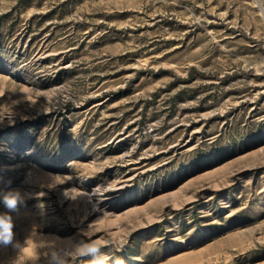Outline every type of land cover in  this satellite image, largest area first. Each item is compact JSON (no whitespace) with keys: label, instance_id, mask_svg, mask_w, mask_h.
Returning <instances> with one entry per match:
<instances>
[{"label":"rangeland","instance_id":"rangeland-1","mask_svg":"<svg viewBox=\"0 0 264 264\" xmlns=\"http://www.w3.org/2000/svg\"><path fill=\"white\" fill-rule=\"evenodd\" d=\"M8 191L0 264H264V0H0Z\"/></svg>","mask_w":264,"mask_h":264},{"label":"clouds","instance_id":"clouds-1","mask_svg":"<svg viewBox=\"0 0 264 264\" xmlns=\"http://www.w3.org/2000/svg\"><path fill=\"white\" fill-rule=\"evenodd\" d=\"M23 202L19 191H8L0 195V203L4 205L9 212L18 211V206ZM13 220L11 215L0 214V245H9L13 242ZM86 234V231L83 235ZM45 247L50 251L47 253L48 264H69V261L75 258L90 257L89 264H105L102 245L96 240H81L70 247L58 249L55 242H46ZM115 264H123L117 260Z\"/></svg>","mask_w":264,"mask_h":264}]
</instances>
